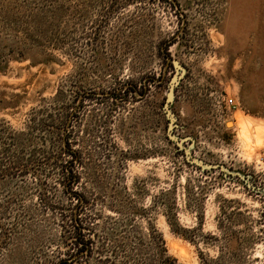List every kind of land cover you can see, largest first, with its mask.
<instances>
[{"label":"rangeland","instance_id":"rangeland-1","mask_svg":"<svg viewBox=\"0 0 264 264\" xmlns=\"http://www.w3.org/2000/svg\"><path fill=\"white\" fill-rule=\"evenodd\" d=\"M230 200L233 240L182 231L219 234ZM7 207L9 264H134L159 238L176 264H264V0H0Z\"/></svg>","mask_w":264,"mask_h":264},{"label":"trees","instance_id":"trees-1","mask_svg":"<svg viewBox=\"0 0 264 264\" xmlns=\"http://www.w3.org/2000/svg\"><path fill=\"white\" fill-rule=\"evenodd\" d=\"M67 153H70L72 156V159L67 161L64 168L66 169V175L68 176L66 178V184L70 187L68 190L69 193H72L75 196H78L77 191L75 190L74 186L76 182H79L81 173L75 170L74 166L79 161V152L76 150H72L71 148H67ZM257 191V190H255ZM259 192V191H258ZM229 204H237V207L235 210L230 214L227 215L224 212V215H226V218L220 219L219 222V234H208L206 236H199L198 229H188V230H182L186 234H188L187 237H190L191 241L196 242L199 240L203 241H214V242H221L222 239L225 241H228L230 239L233 240V235L230 233L232 232V228L234 224L236 223V219L233 218L237 213L240 212L242 204L236 200H230L227 201ZM238 211V212H236ZM11 213L9 212V208L0 209V264H9L10 262V256L13 251L12 246L18 241L20 238V231L18 230L17 224L14 223H8L5 222L7 219L11 217ZM77 222V221H76ZM78 235L76 244L77 246H80L78 253L88 249L90 253H92V238H86L85 234L83 233V226L78 225ZM231 234V235H230ZM242 244H249L250 239L245 237L242 238ZM161 241L162 247L159 249V252L154 254H147L148 256L145 257L142 260H139L138 262L134 261V264H176L177 261L173 259L172 257L168 256L167 250L164 248V240L162 238L158 239ZM240 256L237 252L232 251H226L221 252L217 257L209 258L205 257L204 254H201V264H229L230 261L233 260V258ZM61 264H65L62 262ZM127 264V262L123 263ZM128 264H133L131 260H128Z\"/></svg>","mask_w":264,"mask_h":264},{"label":"water","instance_id":"water-1","mask_svg":"<svg viewBox=\"0 0 264 264\" xmlns=\"http://www.w3.org/2000/svg\"><path fill=\"white\" fill-rule=\"evenodd\" d=\"M172 65L176 69V73L174 74V77L170 83V88H169V92H168L167 100H166V104H165V110L170 116V125H169V133L170 134H171V130L173 128L174 120H175V116H174L172 110L170 109V104H171V102L175 96L176 86H177L179 78H180V71L182 70V66L180 65V63L177 60H174L172 62Z\"/></svg>","mask_w":264,"mask_h":264},{"label":"bare ground","instance_id":"bare-ground-1","mask_svg":"<svg viewBox=\"0 0 264 264\" xmlns=\"http://www.w3.org/2000/svg\"><path fill=\"white\" fill-rule=\"evenodd\" d=\"M247 120H249V119H247ZM253 124V123H252ZM238 125L242 128V132H243V134H245V135H248L249 136V131H248V129H247V121H246V118L244 119L243 118V116L241 117V116H238ZM237 125V127H239ZM251 125V124H250ZM230 126H232V123L230 124ZM251 128V127H250Z\"/></svg>","mask_w":264,"mask_h":264}]
</instances>
